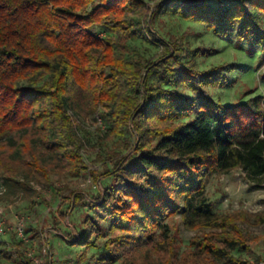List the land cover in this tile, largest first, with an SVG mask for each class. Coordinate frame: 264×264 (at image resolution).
Returning a JSON list of instances; mask_svg holds the SVG:
<instances>
[{
    "label": "trees",
    "instance_id": "1",
    "mask_svg": "<svg viewBox=\"0 0 264 264\" xmlns=\"http://www.w3.org/2000/svg\"><path fill=\"white\" fill-rule=\"evenodd\" d=\"M146 10V0H0V169L13 193L28 191L20 171L48 183L61 168L88 169L70 109L103 107L110 136L123 137L128 128L136 135L113 168L93 173L96 181L110 178L94 202L110 221V236L88 264H111L158 244L167 251L158 250L161 264H175L171 219L180 216L191 229L232 224L207 199L210 175L241 169L264 184L263 96L231 106L218 101L209 88L225 84V76L197 68L200 49L186 60L179 42L152 29L164 55L126 58L120 49L138 37L133 18ZM160 13L203 24L222 38L235 31L240 41L255 37L264 50V0H164L155 7L154 15ZM74 196V204L83 199ZM258 217L264 223V212ZM103 234L95 223L72 241L93 248ZM214 239L197 240L198 253L187 257L246 264L232 255L248 248L239 227L223 244Z\"/></svg>",
    "mask_w": 264,
    "mask_h": 264
},
{
    "label": "rangeland",
    "instance_id": "2",
    "mask_svg": "<svg viewBox=\"0 0 264 264\" xmlns=\"http://www.w3.org/2000/svg\"><path fill=\"white\" fill-rule=\"evenodd\" d=\"M161 1L164 0H146L147 10L134 16L140 33L130 39L126 48L120 49L126 58L157 60L164 55L162 43L153 41L150 36L152 29L165 41L179 42L186 49L183 55L186 60L194 59V51L200 49V55L195 57L197 68L225 76V84L209 88L218 101L231 106L256 95H262L264 99V50L255 37L240 41L235 31L222 38L205 25L177 15H154L155 7ZM212 1L217 4V0ZM261 22L264 26V16ZM129 93L132 92L129 90ZM104 112L103 107L96 112L69 110L80 153L88 169L61 168L51 174L48 183L25 177L20 171L18 180L29 186L28 191L19 193L8 188L0 169V221L8 228L0 241V264H26L27 258L31 260L30 253L42 264H88L100 256L104 242L110 236V221L104 218L94 202L110 178L96 181L93 173L113 168L116 160L128 154L136 142V135L129 128L123 137L110 136ZM75 193L83 198L76 204L73 203ZM206 196L218 216L232 224L191 229L183 224L180 216L171 219V239L179 259L175 264H208L187 257L189 252L198 253L196 241L211 235L223 244V237L234 233L235 225L247 237L248 248L239 246L232 255L246 264H264V223L258 217L264 212V184L250 181L241 169L215 172L208 177ZM21 219L25 223L24 237L15 230ZM95 223L104 233L96 247L86 248L73 243L77 234ZM47 245L51 247V255L43 251ZM165 246L158 244L155 249L142 246L136 255H120L111 264H161L162 253L158 250L167 253ZM217 264L233 263L221 260Z\"/></svg>",
    "mask_w": 264,
    "mask_h": 264
},
{
    "label": "built area",
    "instance_id": "3",
    "mask_svg": "<svg viewBox=\"0 0 264 264\" xmlns=\"http://www.w3.org/2000/svg\"><path fill=\"white\" fill-rule=\"evenodd\" d=\"M15 230H16V232H18V234L20 236L24 237V235H25V223H24L23 219L19 220V222L15 226ZM7 231H8V228L5 224V222L0 221V241H2L3 237L7 234ZM43 251L46 255H51L50 245H47V247H45ZM29 256H30L33 264H42L41 260L38 257L34 256L32 253H30Z\"/></svg>",
    "mask_w": 264,
    "mask_h": 264
}]
</instances>
